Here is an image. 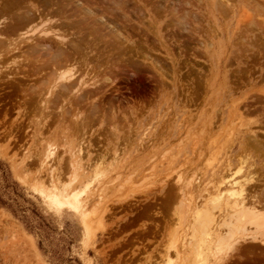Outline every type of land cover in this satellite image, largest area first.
<instances>
[{
  "label": "rangeland",
  "instance_id": "374dc122",
  "mask_svg": "<svg viewBox=\"0 0 264 264\" xmlns=\"http://www.w3.org/2000/svg\"><path fill=\"white\" fill-rule=\"evenodd\" d=\"M64 1L35 2L67 23L68 65L101 67L89 77L106 83L69 101L29 99L22 88L43 84L32 82L37 73L24 87L0 81V264H198L190 251L176 257L193 238L194 203L255 175L247 191L264 207V0ZM49 145L58 158L47 163ZM49 170L83 192L79 209L53 200ZM243 245L227 251V264H264L263 245Z\"/></svg>",
  "mask_w": 264,
  "mask_h": 264
},
{
  "label": "bare ground",
  "instance_id": "6f19581e",
  "mask_svg": "<svg viewBox=\"0 0 264 264\" xmlns=\"http://www.w3.org/2000/svg\"><path fill=\"white\" fill-rule=\"evenodd\" d=\"M35 1L36 0H4L3 2L0 3V63L4 62L6 60L5 58H7V59L12 58L13 61L10 59V60H6V62L7 61L12 62L11 63L12 65L19 66V67H17L18 68L17 69L16 67L12 68L13 66L8 67L7 65H11V64H9V63L7 64L6 62L3 63L4 65L7 64L5 67H4V65L1 64L0 65V81H6L10 84L18 83V84H20L19 86L24 87L23 86L24 81L27 79H31L34 74L36 77V73H37V75L38 74L40 75V77L38 75L37 78L38 79L40 78L41 80L38 81L37 78H34L35 80L32 79L33 80L32 82L37 80V84L39 82H41L43 84H41V85L39 84L40 86H36V85H34L36 83L35 82L32 84L30 83V87L27 84L28 85L27 87L22 88V90L24 89L25 93L31 94L32 97L30 96L29 99H31V98L32 99H53L54 97H55L54 99H65V100L66 99H68V100L69 99H71V100L72 99H76V100L77 99H87L91 94H93V91L96 90L94 88V86L97 87L96 85L98 82L104 83L105 82L104 80H106L105 76H104L105 79H102V81H98L95 79L98 76L97 74L100 73L101 67L98 68L97 66H93L94 64L92 63L93 64L92 69L91 70L88 69V71H86V73H85L82 71V69H84V68H81L82 65L80 67L78 66L79 68H76V67L74 68L72 66H69L68 63L70 62V57H69V54H66L68 56V57H66L65 53H67L66 52L67 48H65L64 45L68 46L69 44H71L72 39H68V38H66V36H64L65 32H66L64 30V28L67 26V23L59 21V19L61 17L58 20L56 18H53L54 16H58V15L53 16L51 14V16H53V17H51V16L48 17L50 15L49 14L50 11L46 12V10L41 9L43 6L40 4L42 6L40 8L37 5V3H39V2H35ZM63 1L64 0H44V3L45 4L51 3V5H52V2H54V3H59V4L64 5L63 3L64 2L66 3V1H64V2ZM114 1H116L115 3H117V0H114ZM68 2L70 3V1H68ZM72 2L73 1H71V3ZM77 2H79V0ZM111 2H112V0H111ZM71 3H70V5H71ZM101 3H98V4H101ZM117 4H119V3H117ZM66 5L64 7H66ZM70 5L68 4L67 7ZM103 6H104V4H103ZM110 6L111 5H109V7ZM114 6H116V4ZM50 7L51 6H49V8ZM52 7L50 9L49 8H47V9L48 10L54 9V7L53 8ZM72 7L74 8V6H72ZM92 8H94V7H92ZM117 8H118V6H117ZM59 9H61V7ZM59 9H58V11H59ZM67 9L70 10V8H67ZM103 9H104V7H103ZM84 10L85 9H83V11ZM87 10L89 13V11L91 9L89 10V8H88ZM65 11H66V9H65ZM65 11L63 10V13ZM60 12H61V10L59 11V13ZM76 12H77V10H76ZM91 12H94V11H91ZM50 13H53V11ZM67 13H70L69 17H71V12H67ZM108 13H110V11ZM64 14L68 15V14H66V12ZM79 14H81V16H82V13H79ZM85 14H86L85 15L86 17H81L84 20H85V18H87V12ZM104 14H106V13H104ZM6 15H8V16H6ZM72 15H74V14H72ZM78 15H76V16H78ZM62 16H63V14H62ZM88 17H90V16L88 15ZM71 18H73V17H71ZM94 18H95V16H94ZM73 19L75 20L76 17H74ZM86 20H85V22H86ZM95 20H96V18H95ZM77 21H79V19H77ZM93 21H94V19H93ZM71 22H73V25H74V21H71ZM85 22H83L84 25H85ZM92 22H88V23L92 24ZM79 23H80V21L78 22V25H79ZM99 23H101V22L99 21ZM80 25L82 26V24H80ZM78 27H80V26H78ZM85 27H87V25H85ZM94 27H96V26H94ZM79 30H80V28H79ZM80 31H82V30H80ZM127 36L125 38H127ZM121 39H123V38L121 37ZM129 42H132V41L129 39ZM70 46H72V45H70ZM17 50L24 52L25 55L24 56H23V54L21 55L22 57H24V58H22V63L25 62L26 65H28L27 66L28 70L27 69L25 71L22 70V69H24L23 68L24 65L22 63H20L21 60L20 61L18 60L19 61V65H18V62L15 59V58L18 59V57H16L15 55L20 54V51H17ZM14 52H16L15 55H14ZM44 53H45V56H44ZM11 54H13L15 57L14 56L10 57ZM42 54H43L44 58H42L43 57ZM62 55H64L65 57L63 56V58H62ZM86 55H88V54H86ZM84 57H85V55H84ZM87 57H89L88 59H90V57L93 58V56H87ZM23 59H24V62H23ZM39 59H42V61L39 62L38 61ZM93 59L91 60L92 62H93ZM83 60H85V59L83 58ZM90 60H88L89 63H87L88 64L87 67H89ZM36 62L39 63V65ZM85 62H86V60H85ZM13 63H16L17 65L13 64ZM85 64H83V65H85ZM73 66H75V64H73ZM21 67H22V69H21ZM80 68H81V70H80ZM83 73L87 74L86 77H89V75H91V73H94V75L93 74L92 75L93 76L96 75V77H93L94 79H92V77L91 78L90 77L85 78V74H83ZM27 83H29V82H27ZM101 83H98V90H96L97 94L100 90L102 91V87H101L102 85L100 86L101 88L99 87V84H101ZM47 84H51V85H48V87H47L48 89L46 90ZM104 86H106V85L104 84ZM90 87H93L94 90L90 91L89 90ZM103 91H105V90H103ZM106 91H107V89H106ZM45 92L48 96V97L46 96V98L44 97ZM95 94H94V96H95ZM92 98H93V96H92ZM24 99L26 101L28 98H24ZM71 100H69V101H71ZM45 104H47V102ZM40 105H41V103H40ZM43 105H42V107H43ZM44 110L46 111V109H44ZM83 121L87 122L86 120H83ZM78 123H79V121H78ZM83 123L84 122H82V124ZM74 125H76V124H74ZM81 126L84 127V124ZM74 128H75V126H74ZM115 136H116V142H118L119 137L116 134H115ZM83 142L85 143L86 141L83 140ZM80 143H81V140H80ZM46 145H48V144H46ZM55 145H53V146L49 145L43 151L44 153L42 154V156H44V161H46L47 163H49V161L55 162L56 159L58 158V154L56 152L57 149H56V147H54ZM80 148H82V146ZM79 151H83V148H82V150L80 149ZM82 153L84 154V152H82ZM74 154L75 153H72L71 155H74ZM80 154L81 153L79 152V155ZM103 156H104V154H103ZM79 159H81V158H79ZM77 161H79V160H76V163H77ZM41 163L44 164V162H41ZM51 164H53V163H51ZM71 165H72V162H71ZM90 165H89V167H90ZM91 166H93V165H91ZM96 166H95V170H94L95 171L94 175L99 174L100 173L99 169H101V168H99L100 166L98 167L99 169H97ZM231 166H232V164H231ZM89 167H88V169H89ZM228 167H230V166H228ZM79 168H80V166L79 167L77 166L75 168V170H74L75 174H73L72 179H71V182H74L76 184H79L80 182L82 183V179L84 180V177H78V176H80V174L78 172ZM242 168L239 170L240 172H242ZM92 170H93V168H92ZM49 172H50V170L48 171V173ZM55 172H56V170L54 171V175H55ZM50 173H51L50 175L52 177V172H50ZM249 173H251V172H249ZM58 174H59V172H58ZM92 174H93V171H92L91 176H90L91 178H92ZM251 174H253V173H251ZM54 175L52 178H50V176H49L50 181L48 182V184H49L48 188H50L49 190H51L50 193L53 194V200L56 203H59L63 206L72 208L74 210L79 209L80 206H79L78 202H79L80 196L82 195L83 192L82 191L78 192V191H76V189H73V187H71V186L68 187V186L64 185L63 182H62V184H60L62 180L58 181V175L57 176L55 175L56 177ZM245 175H247V173ZM59 176H60V174H59ZM247 176H245V177L247 178ZM90 177H89V180H90ZM179 177H181V176H179ZM223 178H220V181ZM226 179L228 180L227 177H226ZM89 180H86L83 183H85ZM241 181H243V182H241ZM241 181L231 180V181L224 182V185L228 186V190H227V188H225L227 190V191H225L226 193H224L220 187H218L213 192L210 191L211 193H208L209 190L207 188L206 189L208 191L205 188H202L203 190L205 189V191H203V192L207 191V193L210 194V196L212 195V197H210L209 199H206L207 201L205 200L206 203H204V205L202 207L201 206L197 207V204L194 203L196 205V207L194 209L196 217L193 220V221H195V223L193 222L194 228H192L193 229L192 231H194L192 234H194V235H193L192 240L183 246L184 247L183 248L184 254L183 253L181 254L180 250H178L176 252V257L178 256V260L180 258L182 259V257L184 255L185 256L187 255L186 257H189L190 254L187 252L190 251V253H192V256H194V258H192V259H196L195 261L198 262V264H227V262L225 261L226 260L225 257L227 256L226 255L228 253L227 251H229L230 249H232V250L234 249L233 251H236L238 248L243 249V247H242V246H244L243 244H245V248H247L248 246L249 247H251V246L254 247V246H258V245L264 246V207H262L261 203L258 202V197L256 196V193L252 194V193H249L247 191L249 187H253V185L258 183L259 180L255 177V175H252L247 180L241 179ZM44 183H47V180ZM178 183H179V181H178ZM219 183H216V184H219ZM182 184H183V182H182ZM190 184H189V187H190ZM47 185H46V187H47ZM80 185H78V186H80ZM195 185H197V184L195 183ZM198 185H200V184H198ZM44 186H45V184H44ZM216 186L217 185H215V187ZM179 187H182V186L179 185ZM186 187H185V189H186ZM198 187L200 188L198 190H201L200 186H197L196 189ZM181 192H180V194H181ZM208 194H206V195H208ZM192 195L190 193V198L193 197ZM183 196L184 195H182L181 197H183ZM197 199H195V200L197 201ZM184 201H185V199H184ZM202 201H204V200H202ZM187 202H189V201H187ZM185 204H186V201H185L184 205L182 204V206L185 207ZM180 205H178V206H180ZM184 207H183V209H184L183 212H185ZM214 208H217V209L219 208L220 212H221V210H222V212L218 213L219 210H217L218 212H214V211H216ZM213 209H214V211H213ZM186 211H187V209H186ZM194 211H193V213H194ZM217 213H218V215H217ZM239 245H241V247H239ZM246 245H247V247H246ZM175 250H177V249H175ZM239 251H241V250L239 249ZM237 252L238 251H236V253ZM166 255H168V254H166ZM173 264H174V262H173Z\"/></svg>",
  "mask_w": 264,
  "mask_h": 264
},
{
  "label": "trees",
  "instance_id": "16d2710c",
  "mask_svg": "<svg viewBox=\"0 0 264 264\" xmlns=\"http://www.w3.org/2000/svg\"><path fill=\"white\" fill-rule=\"evenodd\" d=\"M2 177L4 179L5 185H7V186L9 185L10 186V180H9V177H8V173L4 171Z\"/></svg>",
  "mask_w": 264,
  "mask_h": 264
}]
</instances>
